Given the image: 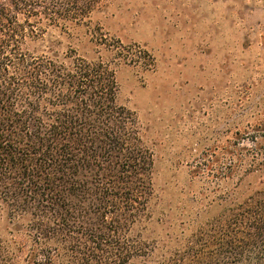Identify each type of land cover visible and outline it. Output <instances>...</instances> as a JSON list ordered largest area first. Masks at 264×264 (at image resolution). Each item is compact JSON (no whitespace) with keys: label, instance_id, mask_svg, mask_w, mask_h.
I'll return each instance as SVG.
<instances>
[{"label":"trees","instance_id":"trees-1","mask_svg":"<svg viewBox=\"0 0 264 264\" xmlns=\"http://www.w3.org/2000/svg\"><path fill=\"white\" fill-rule=\"evenodd\" d=\"M109 2L0 0V264H264L259 146L245 170L261 175L254 192L222 191L245 156L199 161L213 215L154 237L155 158L114 67L47 38Z\"/></svg>","mask_w":264,"mask_h":264},{"label":"rangeland","instance_id":"rangeland-1","mask_svg":"<svg viewBox=\"0 0 264 264\" xmlns=\"http://www.w3.org/2000/svg\"><path fill=\"white\" fill-rule=\"evenodd\" d=\"M47 38L61 54L114 67L119 102L136 114L155 158L157 240L192 230L198 211L200 221L213 215L215 185L194 173L199 161L245 156L248 166L222 191L256 190L261 175L245 170L256 146L264 154V0H110L88 26Z\"/></svg>","mask_w":264,"mask_h":264}]
</instances>
